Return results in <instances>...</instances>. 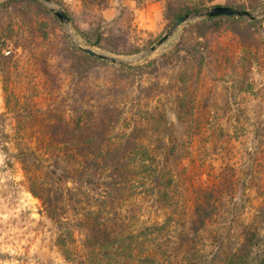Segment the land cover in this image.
Wrapping results in <instances>:
<instances>
[{"label":"trees","instance_id":"obj_1","mask_svg":"<svg viewBox=\"0 0 264 264\" xmlns=\"http://www.w3.org/2000/svg\"><path fill=\"white\" fill-rule=\"evenodd\" d=\"M213 1L165 0L164 9L175 21L218 4L252 10L261 0ZM27 8L19 22L8 24L2 37L24 52L30 50L32 55H27L32 59L48 51L43 47L56 38L53 27L59 20L54 15L45 16L51 12L43 6L44 11L37 12ZM217 17L242 19L234 15L202 19L186 30L169 53L139 65H119L92 56L63 32L59 50L68 67L60 79H68L67 91L57 94L48 87L54 76L46 65L41 71L49 102L46 106L33 111L20 109L12 106L10 94L7 97L8 111L19 117L30 115L38 123L34 139L27 136L30 126L26 122L16 127L18 155L29 190L42 202L55 227L56 245L71 264H264V205L254 221L241 224L237 233L230 228L224 234L226 227L215 225L220 209L233 210L224 204L225 195L233 194V182L224 173L213 175L211 184L194 181L190 148L182 144L180 151L166 110L148 101L165 91H155L154 83L142 86L140 96L129 101L132 107L126 104L131 77L142 76L150 68L148 74L155 72L178 58L204 62L209 47L201 40L206 38L208 23ZM257 22L252 20L245 31L236 23L233 28L241 36L247 30L252 32L247 35L250 40L259 27ZM92 31V37L81 33L88 45L115 54L140 52L137 46L123 45L120 34L117 42L110 43L100 25ZM242 46L241 56L229 52L222 65H229L225 73H231L237 85L256 66L264 68V53L250 43ZM1 56L6 60L13 57ZM102 69L106 71L103 81H92V74ZM185 98L180 93L176 97L178 121L200 127L201 116L197 120V110L188 106ZM187 208L191 210L188 220ZM202 232L215 239L212 251L206 248Z\"/></svg>","mask_w":264,"mask_h":264},{"label":"rangeland","instance_id":"obj_2","mask_svg":"<svg viewBox=\"0 0 264 264\" xmlns=\"http://www.w3.org/2000/svg\"><path fill=\"white\" fill-rule=\"evenodd\" d=\"M53 1L72 17L70 36L67 27L56 17L59 23L53 29L57 36L43 47L48 48L47 52L50 53L42 52L31 59L27 55L32 53L30 50L24 52L13 41L5 40L2 33L9 23L13 25L21 20L28 10L27 6L36 12L38 9L44 11L42 6L49 9L38 0H0V264H71L64 259L56 245L55 227L45 214L42 202L29 190L18 155L19 125L26 122L30 126L27 136L34 139L38 135L39 130L35 127L38 123L30 115L19 117L13 111H8L9 94L13 107L33 111L46 106L49 102L44 94V76L41 73L46 65L50 66L54 76L48 87H52L57 94L67 91L68 79H60L68 67L63 51L59 50L63 32L73 44L88 45L81 33L92 37V29L100 25L106 29L110 43L117 42L120 34L119 40L123 45L137 46L140 52L115 54L93 47L120 57L125 65H139L169 53L186 30L193 28L191 25L205 19H191L182 24L158 49L141 58L139 55L143 51L161 36L170 33L175 22L166 15L165 0ZM224 2L215 0L212 4ZM250 11L258 12L255 19L259 27L254 31V38L249 40L247 35L252 34L249 30L241 36L233 28L236 23L245 31L254 19L217 17L208 23L210 28L206 38L201 40L209 47L204 53V62L197 64L196 60L178 58L167 67H157L155 72L148 74L152 71L150 68L142 76L131 77L126 86L129 109L132 107L129 101L140 96L138 90L142 86L154 83L155 91H165L158 98L148 101L150 105L157 104L166 110L168 121H172L175 128L174 135L179 141L180 151L182 144L190 148V171L197 184H211L212 176L222 173L233 182V194L224 198L225 206L233 210L228 213L220 209V218L215 225H224V234L230 228L237 233L241 224L254 221L259 207L264 205V68L262 65L256 66L252 72L240 78L237 85L231 73H225L230 70L229 65L222 66L223 58L229 52L234 56L242 55L244 43H250L264 53V0ZM44 15L51 17L54 14L45 12ZM55 52L57 56L53 54ZM2 54L13 57L6 60ZM105 74L103 69L94 72L92 81H103ZM95 77L98 79L94 80ZM180 79L185 82L180 84ZM179 93L186 96L188 106L197 110V120L204 122L200 127L192 125L191 128L190 122L178 121L176 97ZM186 212L185 218L188 220L191 210L187 208ZM202 235L206 248L212 251L215 239H208L206 232H202Z\"/></svg>","mask_w":264,"mask_h":264},{"label":"water","instance_id":"obj_3","mask_svg":"<svg viewBox=\"0 0 264 264\" xmlns=\"http://www.w3.org/2000/svg\"><path fill=\"white\" fill-rule=\"evenodd\" d=\"M43 5H45L68 29L67 34L70 36V17L69 14L60 6H58L53 0H38ZM258 12H252L249 9H244L240 7H234V6H228L224 4H218L211 6L207 9H204L202 11H197L194 13H187L180 17H178L174 24L171 27L170 33H167L163 36H161L154 44H152L147 50L143 51L139 57L143 58L147 55L149 52H153L156 49H158L162 44L165 43V41L168 40L170 37V34L173 32V30L177 29L182 24L186 23L187 21L191 19H201V18H209L213 16L218 15H234L237 17H246L249 19H255L257 17ZM77 47L83 50L84 52L104 59L108 60L112 63H117L119 65H125V61L121 59L120 57H117L116 55L100 51L99 49L91 46V45H82L77 44Z\"/></svg>","mask_w":264,"mask_h":264}]
</instances>
